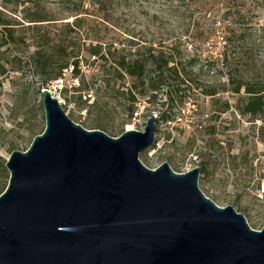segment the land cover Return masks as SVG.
<instances>
[{
    "label": "water",
    "instance_id": "obj_1",
    "mask_svg": "<svg viewBox=\"0 0 264 264\" xmlns=\"http://www.w3.org/2000/svg\"><path fill=\"white\" fill-rule=\"evenodd\" d=\"M45 126L6 159L0 193V264H264V226L198 187L200 167L151 169L143 130L112 137L86 129L41 89Z\"/></svg>",
    "mask_w": 264,
    "mask_h": 264
},
{
    "label": "trees",
    "instance_id": "obj_2",
    "mask_svg": "<svg viewBox=\"0 0 264 264\" xmlns=\"http://www.w3.org/2000/svg\"><path fill=\"white\" fill-rule=\"evenodd\" d=\"M2 1L4 5L22 6V20L28 23L26 28L32 33L28 45L33 49L24 59L31 67L26 78L35 82L33 94H41V89L61 79L64 69L71 67V76L77 79V84L61 86L60 93L68 103L74 104L77 111H84V117L79 113L74 122L86 129H120L122 132L123 125L138 114L140 97H146L148 103L154 102V92L172 79L199 89L202 95L215 101L221 91L235 97L234 102L227 98L221 110L237 111L241 117H247L256 132L254 144L260 142L263 147L257 157L249 156L248 150L233 152L232 142L229 143L227 161L232 172V197L227 203L243 214L250 227L264 224V190L260 192L261 182H264V0H176L179 3L174 4L173 11L181 10L186 4L194 5L198 15L210 18L204 29L198 26L200 17L193 20V54L187 51L186 46L182 47L184 43L179 42L180 37L173 40L169 32L160 30L156 36L148 37L130 24L122 26L115 36L106 40H93L79 33L78 29L90 11L100 13L108 21L116 11L131 14L135 0H57L53 8L44 0ZM15 22L21 23L0 11V49L6 47L0 50V74L9 69L22 70L20 56L14 54L9 60L2 57L8 46L15 43ZM52 28L56 31L53 32ZM215 33L222 40V50L217 56L210 52L205 58V67L208 75L224 77V80L219 83L215 80L200 81L191 69L204 53L201 46ZM156 42L157 46L154 45ZM6 62L11 64V68L6 66ZM197 66L202 68L200 64ZM82 90L92 91L89 96L92 99L82 100ZM20 91L16 92L17 95ZM32 105L38 122L28 127L30 143L44 129L37 117L41 104L34 101ZM153 111L156 112L155 109ZM116 117L118 122L115 125L113 122L108 124ZM155 121L173 122L174 117L161 113L156 115ZM204 122L205 118H198L187 124L193 126L195 134L202 135L199 137L202 141L199 149L196 150L198 137L195 134L185 143L200 157V174L209 167V158L203 150L207 151L216 144L210 142V137H205L212 132ZM16 148L14 141L9 142V154ZM254 159H257L255 165ZM5 162L6 159L0 155V193L9 178ZM210 199L215 202L219 197L212 195Z\"/></svg>",
    "mask_w": 264,
    "mask_h": 264
},
{
    "label": "rangeland",
    "instance_id": "obj_3",
    "mask_svg": "<svg viewBox=\"0 0 264 264\" xmlns=\"http://www.w3.org/2000/svg\"><path fill=\"white\" fill-rule=\"evenodd\" d=\"M45 3L53 8L57 0H44ZM178 1L171 0H135L131 6V14L125 15L122 10L116 11L112 16L108 17V21L103 19V16L94 11H90L86 17L85 23L79 27L78 31L82 35L88 36L90 39L106 40L112 36H115L122 26L130 24L135 30H140L143 34L156 36L160 31L169 32L172 39L180 37L181 43H184L182 47L186 46L187 51L193 54V32L192 27L195 23L193 20L199 18L198 26L205 28L209 24L210 18L208 15H198L195 11L194 5L182 6V9L175 12L173 11L174 4ZM186 8V9H185ZM190 8V9H189ZM185 9V13H183ZM191 10L193 15L190 16ZM0 11H2L7 17L15 19L20 24H14L16 29V39L14 44H10L5 50V54L2 56L5 59H11L16 54L22 58L19 63L21 71H13L9 69L4 74H0V155L7 159L9 151L7 150L9 142L14 141L17 144L15 150L24 151L30 145V139H28V127L38 122L36 119L35 111L32 103L39 102L41 108L38 111L37 117L39 121L45 126L43 107L41 103L42 95L33 94L35 88V82L26 78L31 72L29 64L25 63V59L32 51L33 47L29 46L31 31L26 28L27 22L22 20L23 12L21 5L5 4L0 0ZM155 14V16H152ZM175 14V15H174ZM186 15L182 18V15ZM199 27V28H200ZM52 31H56L52 28ZM75 35V33H73ZM88 42V41H87ZM178 42V43H179ZM157 46V42L154 43ZM2 47L0 50L5 49ZM203 51V55L196 63L200 64L202 68L199 69L197 65L192 67L191 72L195 74V77L200 81L215 80L217 83L224 80V77H211L208 75L206 69L207 55L210 52L213 56H217L222 50V40L217 33L212 35V39H209L200 48ZM6 66L11 68V64L6 62ZM17 66V64H16ZM197 66V67H196ZM69 69H64L61 79L53 81L48 85L53 97H56L65 113L73 121L75 117L80 113L81 117H84V111H77L73 103H68L62 93H60L61 86H69L70 84L76 85L77 79L73 78ZM20 73L23 75L20 76ZM21 90L17 95V91ZM70 93V92H69ZM155 93L156 99L152 103H148L146 97H140L138 102V114L134 118L125 123L121 130L128 129L143 130L146 119L149 112L153 109L156 112H152L155 115L165 114L174 117V121H155V140L153 144L139 153L140 161L148 168H155L162 162H167L171 169L175 172H186L196 166H199L200 157L197 156L194 150H189V147L185 144L188 139H191L196 133L195 129L190 122L195 121L198 118H205L204 125L211 127L209 132L211 143L214 141L213 147L204 151L209 158V167L206 172L199 174L198 187L206 197L216 195L219 197L215 203L219 206L229 205L227 202L232 197V185L231 174L228 165V146L232 142L233 152L239 150H248L249 156H257L262 150L263 145L255 140V130L251 122L247 121V117H241L237 111H222L221 108L224 101L228 98L234 102L235 97H231L230 94L225 92H219L217 100L211 99L208 96H204L200 93L199 89L190 87L187 83H182L179 79H172L169 83ZM92 91H81V99L90 98ZM234 104V103H232ZM145 107V108H144ZM149 108V110H147ZM234 109V107H233ZM235 110V109H234ZM41 117V118H40ZM118 122V117L113 121H108L111 125ZM103 131V130H102ZM122 131V132H123ZM107 135L116 137L120 135V129L117 131H104ZM198 139L196 141V150L199 149V145H202V141L199 139V134H195ZM195 136V137H196ZM196 137V138H197ZM254 165L257 163V159L253 161ZM260 192L264 190V182H261ZM254 217H257V213L253 211ZM261 226L254 225L251 228L260 230Z\"/></svg>",
    "mask_w": 264,
    "mask_h": 264
}]
</instances>
